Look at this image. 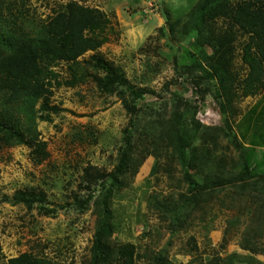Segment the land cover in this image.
Here are the masks:
<instances>
[{"label":"rangeland","instance_id":"374dc122","mask_svg":"<svg viewBox=\"0 0 264 264\" xmlns=\"http://www.w3.org/2000/svg\"><path fill=\"white\" fill-rule=\"evenodd\" d=\"M69 1L107 16V42L79 59L75 70L81 80L75 86L53 88L49 104L63 111L50 122H37L49 158L35 165L25 146L0 149V264L23 253L58 264H89L94 230L105 210L109 246L133 244L136 264H150L161 250L167 251V264H264V86L246 98L239 89L248 72L242 62L248 35L218 19L206 26L221 43L219 50L202 46L190 28L198 0H143L141 14L146 17L133 19L121 9L127 5L116 0H12L4 17L23 18L22 27L32 22L36 26ZM150 15L155 16L152 21ZM137 17L152 24L159 21L161 27L149 28L148 34L146 28L143 39L135 40L137 34L131 32L140 30L133 27L141 26ZM94 54L142 96L118 84L111 93L102 91L94 77L105 73L90 61ZM215 65H225L233 78L234 91L220 98L214 81L206 78ZM54 70L60 80L70 78L67 64ZM133 102L135 109L129 112L126 106ZM177 115H183L189 130L201 125L198 138L220 127L234 133L241 147L233 146L221 131L217 149L210 146L203 153L197 143L198 169L208 180L207 188L186 226L172 234L151 204L167 198L175 202L187 193L175 144H169L165 134ZM130 118L135 124L127 167L113 176ZM242 160L252 176L240 187L242 182L235 179ZM19 191L29 203L13 201Z\"/></svg>","mask_w":264,"mask_h":264},{"label":"trees","instance_id":"16d2710c","mask_svg":"<svg viewBox=\"0 0 264 264\" xmlns=\"http://www.w3.org/2000/svg\"><path fill=\"white\" fill-rule=\"evenodd\" d=\"M11 1L0 0V149L25 146L29 149L32 163L40 165L49 158V152L46 142L41 139L37 122H50L52 115L63 111L49 104L53 88L73 87L81 80L76 73V66L80 64L79 59L87 52H96L107 42L105 31L110 21L96 8H88L75 1H69L46 22L36 26L32 22L22 27L23 18L18 20L15 17H4V11L9 5H13ZM19 1L24 2V0ZM196 3L192 9L190 28L196 33L202 46L219 50L221 43L214 39L211 29L206 26L218 19L230 21L248 35L242 53V62L247 66L248 72L239 89L243 98L256 96L264 86V0H198ZM167 22L170 23L169 20ZM90 61L96 63L97 70L105 73L100 79L94 77L102 91L111 93L118 84L124 86L135 97L142 96V93L136 92L131 85H128L116 70L111 71L108 64L98 55H92ZM87 62L89 63L83 61V63ZM60 63L67 64L70 69L69 79L60 80V75L54 70ZM206 78L214 81L213 86L219 98L226 92L234 91L233 78L225 65L223 67L215 65L211 74L206 73ZM135 106L136 103L133 102L126 108L132 112ZM220 106L225 111L222 102ZM173 120H176V123L165 134L169 144H175L174 150L184 170L187 193L175 202L167 198V202L156 201L151 204V207L167 222V229L172 234L186 226L187 220L202 201L201 198L207 188L208 180L205 181L198 169L197 143L200 142L203 146L200 148L203 153L208 152L210 146L212 149H217V133L221 131L233 146L241 147L237 137L230 130L232 135L220 127L213 128L210 129L215 130L213 135L205 132L204 136L198 138V130L201 126L199 123L195 130H189V127L182 122L183 115L174 116ZM129 124L130 128L125 129L122 151L112 173L113 176L122 175L127 167V153L132 139L130 132L135 124L133 118H130ZM201 161L207 160L201 159ZM247 176H252L249 165L242 160L239 178L235 179L236 182H242L240 187L244 186L243 181ZM13 201L29 203L28 196L21 191L14 194ZM110 232L105 210L100 214L94 230L93 242L89 250V264H136V247L133 244L109 246L107 238ZM243 248L256 253L255 249H249L245 245ZM166 254V250L159 251L150 264H167ZM6 264L58 263L47 257L23 253L9 259Z\"/></svg>","mask_w":264,"mask_h":264},{"label":"crops","instance_id":"0c3cea01","mask_svg":"<svg viewBox=\"0 0 264 264\" xmlns=\"http://www.w3.org/2000/svg\"><path fill=\"white\" fill-rule=\"evenodd\" d=\"M110 2H111V4L113 3L112 1H110ZM115 2L116 3H124L125 6L127 5V7H124V8H121V9H123L124 13H127V10H128L131 13L132 19H133L134 16H138L139 18H140V16L141 17H146L145 15L141 14V10L146 8V1L143 2V0H116ZM155 4H156V1H155ZM131 17L128 16L127 19L128 20H132ZM138 17L134 18V20L137 21L141 26H138V27L134 26L133 28H136V30L138 29L140 31H135V29H133L132 32H131L132 35L135 34V33L137 34V35H134L135 40H139L140 41V39L141 40L143 39V37L146 34L144 29L148 28V32H147V34H148V33L152 32V30H150V29H155V28H160L161 27V23H159V21H158V23L152 24L151 22H149L147 20L139 21ZM154 17H155L154 15L148 16V18H151V21H152V19ZM138 38H140V39H138Z\"/></svg>","mask_w":264,"mask_h":264},{"label":"water","instance_id":"95a60500","mask_svg":"<svg viewBox=\"0 0 264 264\" xmlns=\"http://www.w3.org/2000/svg\"><path fill=\"white\" fill-rule=\"evenodd\" d=\"M158 2H161V0H157ZM160 14L162 16V18L164 19V21H167V16H166V13L163 9V7H160Z\"/></svg>","mask_w":264,"mask_h":264}]
</instances>
